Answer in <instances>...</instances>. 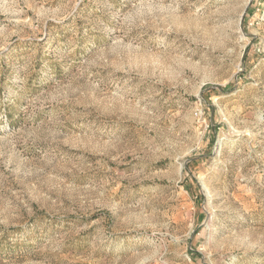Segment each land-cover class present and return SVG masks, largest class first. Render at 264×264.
I'll use <instances>...</instances> for the list:
<instances>
[{
  "label": "rangeland",
  "instance_id": "374dc122",
  "mask_svg": "<svg viewBox=\"0 0 264 264\" xmlns=\"http://www.w3.org/2000/svg\"><path fill=\"white\" fill-rule=\"evenodd\" d=\"M0 264H264V0H0Z\"/></svg>",
  "mask_w": 264,
  "mask_h": 264
},
{
  "label": "trees",
  "instance_id": "16d2710c",
  "mask_svg": "<svg viewBox=\"0 0 264 264\" xmlns=\"http://www.w3.org/2000/svg\"><path fill=\"white\" fill-rule=\"evenodd\" d=\"M14 232H19V231H14ZM7 241V238H4L3 239V242H6Z\"/></svg>",
  "mask_w": 264,
  "mask_h": 264
}]
</instances>
